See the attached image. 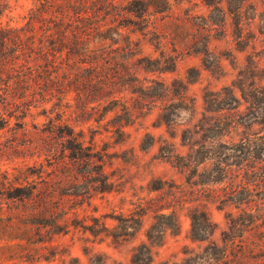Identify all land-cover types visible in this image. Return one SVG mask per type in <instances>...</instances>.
<instances>
[{
    "label": "rangeland",
    "instance_id": "rangeland-1",
    "mask_svg": "<svg viewBox=\"0 0 264 264\" xmlns=\"http://www.w3.org/2000/svg\"><path fill=\"white\" fill-rule=\"evenodd\" d=\"M168 1V14L129 33L138 56L161 65L129 66L136 93L97 103L71 93L62 117L47 105L50 119L81 134L85 157L70 158L68 137L49 134L39 110L0 114V264H133L157 213H174L178 229L153 248L152 264H225L224 250L232 264H264V0H212L217 11ZM37 3L0 0V29L24 26ZM211 92L224 102L218 111L204 103ZM16 187L32 197L12 198ZM200 212L213 233L195 240ZM116 216L141 218L140 230L113 240Z\"/></svg>",
    "mask_w": 264,
    "mask_h": 264
},
{
    "label": "trees",
    "instance_id": "trees-1",
    "mask_svg": "<svg viewBox=\"0 0 264 264\" xmlns=\"http://www.w3.org/2000/svg\"><path fill=\"white\" fill-rule=\"evenodd\" d=\"M204 1L217 11L218 2ZM168 13V0H38L24 26L0 29V114L24 118L39 110L38 114L49 119V134L68 137L65 149L70 158L85 157L81 134H75L60 119H50L49 111L62 117L64 111L57 107L71 93L93 103L105 97H110V102L116 101L113 95L124 90L136 93V72L129 66L154 69L161 65L157 60L139 57L138 46L129 33L141 31L140 23L146 16ZM125 29L132 30L125 32ZM50 103L52 110L47 108ZM204 103L211 111H218L224 105L218 92L206 93ZM124 126L118 124V130L122 132ZM13 191L14 199H28L33 195L24 187ZM199 215L191 214V236L204 240L212 235L213 224L207 213ZM113 219L117 224L110 236L115 241L132 238L141 228V218L116 216ZM126 220L132 221V226H125ZM227 220L229 227L236 224L232 216ZM177 229L174 213L155 214L145 234L146 243L132 250V263L152 264L153 248L162 244L166 232ZM223 259L225 264L237 261L226 250ZM99 264L104 262L100 260Z\"/></svg>",
    "mask_w": 264,
    "mask_h": 264
}]
</instances>
